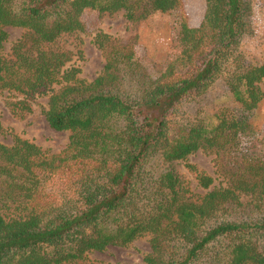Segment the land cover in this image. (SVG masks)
Masks as SVG:
<instances>
[{
	"label": "trees",
	"instance_id": "1",
	"mask_svg": "<svg viewBox=\"0 0 264 264\" xmlns=\"http://www.w3.org/2000/svg\"><path fill=\"white\" fill-rule=\"evenodd\" d=\"M182 7V0H0V90L23 119L47 96L43 114L66 146L47 153L15 137L0 142V264H100L88 255L148 236L144 264H264V160L241 152L246 123L261 102L263 58L245 63L241 40L249 0H204L196 26L182 16L178 50L148 74L132 45L99 31L105 62L80 77L82 52L68 39L85 30V12H124L126 20ZM24 33L3 52L6 28ZM76 49L74 52V49ZM222 80L238 109L216 124H184V103ZM2 129L0 121V131ZM200 149L238 154L225 186L195 170L206 190L191 196L174 169ZM226 172V173H225Z\"/></svg>",
	"mask_w": 264,
	"mask_h": 264
},
{
	"label": "rangeland",
	"instance_id": "2",
	"mask_svg": "<svg viewBox=\"0 0 264 264\" xmlns=\"http://www.w3.org/2000/svg\"><path fill=\"white\" fill-rule=\"evenodd\" d=\"M249 1V29L241 40L246 64L262 60L264 43V0ZM203 11L204 0H182V7L179 9L166 13L155 12L146 19L134 22L126 20L123 11L113 14L85 12L82 15L85 30L68 39L69 45L78 44L82 52L81 58L74 54L81 69L80 77L91 80L103 68L105 58L95 42V35L99 31L122 43L132 45L145 71L152 76L159 74L172 54L178 50L182 16L186 17L189 26H196ZM6 30L8 37L3 52L9 53L13 43L23 35L24 29L8 27ZM259 86L263 98L247 120L246 129L252 130V135L248 144L241 148V152L264 160V78ZM20 98L17 93L0 90V142L10 144L15 137H19L36 144L47 153L61 151L68 143L70 132L56 131L48 125L43 114L47 96L36 97L31 103V113L23 119H17L11 114L10 102ZM227 109H238V105L233 101L223 81L217 80L204 95L184 103L181 120L184 124L195 122L196 119H202L208 125L216 124L215 116ZM238 156L228 151L200 149L184 160L161 162L159 165H163L162 168L165 169H174L183 180V185L188 188L189 194L195 198L203 195L206 190L197 185L196 173L189 166L213 177L215 187L225 186L227 177L223 176L224 171L239 160ZM149 251V237L142 236L127 246H110L103 252L90 253L88 257L100 264H144V257Z\"/></svg>",
	"mask_w": 264,
	"mask_h": 264
}]
</instances>
